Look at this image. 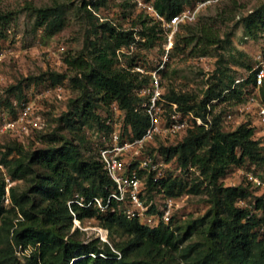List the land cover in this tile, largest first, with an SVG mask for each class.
<instances>
[{
  "label": "trees",
  "instance_id": "trees-1",
  "mask_svg": "<svg viewBox=\"0 0 264 264\" xmlns=\"http://www.w3.org/2000/svg\"><path fill=\"white\" fill-rule=\"evenodd\" d=\"M107 2L84 0L82 7L92 14L89 4L99 9ZM153 2L157 12L167 19L184 7L192 6L188 4L189 0ZM36 12L38 24L44 26L47 35L61 28L62 15L55 8H41ZM12 17V13L0 14V49L8 36ZM148 18L154 21L151 16ZM141 23L144 41L136 38L137 30L122 31L110 21L93 26L85 50L65 59L68 69L74 72L70 76L72 85L82 88L86 95L92 87L100 95L99 101L108 109L113 102L118 103L126 112L136 136H141L148 125V117L142 109L147 97L139 95L138 90L150 84V77L132 72L130 67L118 68L117 50L138 45L151 48L162 39L157 35L156 23L148 26L146 19ZM240 23L247 37L260 39L264 35V5L243 17ZM182 26H187L188 33L177 35L176 49L180 46L185 51L191 47L189 54L194 56L215 52L219 65L223 63L224 52L233 44L232 33L222 35L205 21L194 26ZM162 31L159 29L158 32ZM91 35H100V38L91 39ZM230 55L236 64L249 70L252 68L253 64L246 61L245 52L239 51L238 57ZM222 75L214 77L219 82L209 87L203 99L173 90L165 97L178 103L182 110L192 111L206 121L208 105H211V100L221 97L225 86L230 88L229 93L238 91L242 97L245 86L253 81V76H250L233 88L236 77L228 75V83L224 84L225 72L222 71ZM261 95L264 100V85ZM211 109L212 123L208 129L197 126L177 143L165 145L162 142L159 145L167 160L177 157L183 168L189 164L197 166L202 177H198L200 180L193 177L192 181L184 177L164 180L162 185L167 194L180 196L183 192H199L198 187L204 180L213 187V204L202 217L207 223V237L202 247L189 245L179 258L174 252L175 231L170 225L149 227L119 213L100 214L95 207H82L77 202L81 198L85 204L94 197L107 198L114 187L98 154L86 156L82 151L87 143L83 127L94 120L99 130L105 128L106 115L98 114L94 103L89 102L63 114L60 121L72 138L62 135L60 145L27 151L14 141L1 148L0 161L12 180L29 181V187L19 191L13 186L10 190L11 205L5 206V183L0 171V264H264V196H257L246 182L228 187L220 182L230 167L243 166L247 162L248 166L254 165L258 170L264 167L262 141L255 139L250 123H242L231 131L224 130L221 116L213 114L212 106ZM191 182L195 184L190 186ZM241 198L255 202L260 215L239 207L237 202ZM93 217L98 218L108 230V241L95 237L84 242L76 238L79 232L76 227L70 234L74 218L83 221ZM20 247L33 250L28 255H19Z\"/></svg>",
  "mask_w": 264,
  "mask_h": 264
},
{
  "label": "rangeland",
  "instance_id": "rangeland-1",
  "mask_svg": "<svg viewBox=\"0 0 264 264\" xmlns=\"http://www.w3.org/2000/svg\"><path fill=\"white\" fill-rule=\"evenodd\" d=\"M83 1L0 0V14L12 13L13 15L7 31L8 36L2 41L0 49V108H5L11 112L10 115H14L17 112L14 101L20 105L23 101L31 100L35 103L41 120L40 129L34 131L22 144L27 151L43 149L49 145L58 146L61 144L62 135L72 138L68 130L63 129V123L60 121L68 109L71 110L75 106L90 102L94 103L95 110L101 116L109 111L108 106L99 101L100 95H97L92 87H89V93L86 95L82 88L72 85L70 76L74 75V72L68 69L65 62L67 57L79 55L85 50L86 41L93 26L110 21L122 31L137 30L136 38L144 41L141 35L143 28L141 21L146 19L148 26L156 23L157 35L162 39L151 48L138 45L130 51L131 53L122 54V60L126 67L132 69L135 66H141L146 72L154 71L164 61L165 31L159 22L150 20L149 16L137 9L131 0H108L107 5L95 9L100 17L93 12L89 14L82 7ZM197 1L199 0H189L188 4L195 5ZM263 5L264 0L212 1L200 12L195 22L188 24L194 26L200 21H205L218 29L222 35L232 33L233 44L230 46L232 50L229 47L224 52L225 58L221 65H219V58L215 52L206 55L208 60L201 62L198 60L200 56L189 54L191 47L185 51H182L180 46L176 49L177 35L188 33L187 26L179 27L175 33L173 49L160 73L165 92L173 90L203 99L209 87L219 82V79L214 77L223 76L222 71L225 72L224 84L228 83V75L236 78H249L250 70L236 64L230 54L238 57L239 51H243L246 54V61L253 64V55L264 46V35L257 40L245 39L244 26L240 20ZM41 8H55L56 12L62 15L63 24L52 35H47L44 26L38 24L36 10ZM159 29L163 30L162 33L158 32ZM94 38L99 39L100 35H91V39ZM117 67H123L119 61ZM59 75L66 76V78L60 79ZM60 84L65 86V97L59 98L52 92L47 94V90ZM230 91V88L225 86L221 97L211 100L210 103L213 107V114L221 116V126L226 131H231L241 124L240 121L237 124L229 123L224 118L228 111L242 101L238 91L229 93ZM237 118L241 117L237 116ZM98 126V123L92 120L83 127L87 143L82 147V151L86 156L97 155L95 137L100 131ZM14 141L9 134L1 135L0 150L4 145ZM262 149L264 150V145ZM171 163L173 168L180 165L177 157H174ZM259 172L264 174V167L261 166ZM193 177L202 178L195 174ZM193 182L190 186L195 184ZM220 182L226 187L245 183L239 174L235 173V167H230ZM208 183L204 180L198 187L199 192H183L182 195L187 196L185 206L176 214L175 221L170 225L175 231L173 248L179 258L189 245L195 244L201 247L204 245L207 237V223L202 220V217L213 204L211 202L213 187ZM14 186L18 187L19 191H24L29 187V181H18ZM75 227L79 229L76 238L84 242H89L95 237L101 239V232H107V241L109 240L108 230L96 217L86 218L83 221L74 218V228L70 234H73Z\"/></svg>",
  "mask_w": 264,
  "mask_h": 264
},
{
  "label": "built area",
  "instance_id": "built-area-1",
  "mask_svg": "<svg viewBox=\"0 0 264 264\" xmlns=\"http://www.w3.org/2000/svg\"><path fill=\"white\" fill-rule=\"evenodd\" d=\"M132 1L137 9L159 22L165 31L164 61L159 67L150 72H146L141 66L130 69L132 72L148 74L150 77V84L138 90L139 95L147 97V100L142 103V109L148 117V125L141 136H136L126 112L116 102L110 105V112L105 116V128L96 134L95 147L98 158L113 181L114 187L107 198L94 197L88 204H85L83 198L77 202L82 207L93 206L102 214L119 213L129 220H138L142 225L157 227L171 225L175 221L176 214L184 208L187 198L184 195L167 194L162 182L170 178H181V176L192 181L193 174L201 176L200 169L192 164L186 168L181 165L173 168L172 159L167 160L160 152V143L163 142L165 145L177 143L190 129L197 126L208 129L212 123L211 105H208L207 120L204 121L194 112L182 110L178 103L167 100L160 73L173 49L175 33L179 27L195 22L200 12L210 2L217 0H199L195 5L184 7L170 19L157 12L153 0ZM88 8L100 17L91 4ZM245 39L250 37L246 36ZM133 49H135L134 46L117 50L121 66L125 67L122 54L131 53ZM198 60L204 62L208 58L200 56ZM249 74L253 76V81L245 86L242 101L228 111L224 118L229 123L237 124L239 121L241 124L250 123V126L254 128L255 139L261 140V145H264V100L261 95V88L264 85V46L253 55V65ZM246 79L236 78L233 88L244 83ZM50 92L59 98L66 95L63 84L47 90V94ZM13 104L17 110L14 115H10L11 112L7 109L0 108V136L9 134L15 141L24 144L34 131L40 129L39 112L31 100L23 101L20 105L14 101ZM237 116L241 118L238 119ZM0 171L5 183L3 203L5 206H10V190L16 182L12 180L1 161ZM235 173L250 185L257 196H264V174L259 172L256 166L246 164L236 166ZM237 205L249 209L251 213L259 215L261 213L252 200L241 198ZM101 239L107 241V232H101ZM31 250L33 249L30 247L26 249L20 247L18 253L28 255Z\"/></svg>",
  "mask_w": 264,
  "mask_h": 264
}]
</instances>
